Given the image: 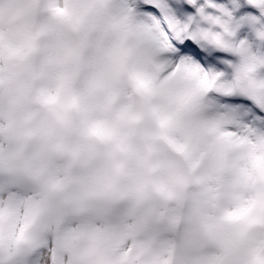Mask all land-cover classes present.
Segmentation results:
<instances>
[{
	"label": "clouds",
	"instance_id": "clouds-1",
	"mask_svg": "<svg viewBox=\"0 0 264 264\" xmlns=\"http://www.w3.org/2000/svg\"><path fill=\"white\" fill-rule=\"evenodd\" d=\"M138 5L0 0V251L19 218L78 264H264V124L214 95L264 100V50L181 74Z\"/></svg>",
	"mask_w": 264,
	"mask_h": 264
},
{
	"label": "snow or ice",
	"instance_id": "snow-or-ice-1",
	"mask_svg": "<svg viewBox=\"0 0 264 264\" xmlns=\"http://www.w3.org/2000/svg\"><path fill=\"white\" fill-rule=\"evenodd\" d=\"M138 12L149 22L160 54L181 74L196 70L202 75L210 67L225 68L222 61L230 64L245 50L254 53V42L264 44V0H139ZM243 25L251 30L253 40L243 35ZM225 26L229 31L223 41L209 37V28L222 32ZM231 93L234 92L214 94L222 108L244 104L254 114L264 117V100H260L261 106L257 107L252 101L233 98ZM251 119V116L244 117L245 121ZM2 203L0 199V205ZM19 206L23 207L22 203ZM20 232L18 218L6 252L0 251V264H78L71 249L66 248L62 259L57 258L54 239H45L39 246H33L21 243Z\"/></svg>",
	"mask_w": 264,
	"mask_h": 264
}]
</instances>
